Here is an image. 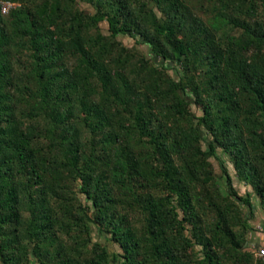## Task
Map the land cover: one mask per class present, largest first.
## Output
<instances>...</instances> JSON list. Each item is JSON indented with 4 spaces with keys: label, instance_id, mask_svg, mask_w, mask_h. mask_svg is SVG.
I'll list each match as a JSON object with an SVG mask.
<instances>
[{
    "label": "trees",
    "instance_id": "1",
    "mask_svg": "<svg viewBox=\"0 0 264 264\" xmlns=\"http://www.w3.org/2000/svg\"><path fill=\"white\" fill-rule=\"evenodd\" d=\"M209 2L0 0V264H264L208 160L264 212V0Z\"/></svg>",
    "mask_w": 264,
    "mask_h": 264
},
{
    "label": "rangeland",
    "instance_id": "2",
    "mask_svg": "<svg viewBox=\"0 0 264 264\" xmlns=\"http://www.w3.org/2000/svg\"><path fill=\"white\" fill-rule=\"evenodd\" d=\"M191 1L192 5L195 6V12L196 14L202 18L203 20L207 21L211 17L209 7H210V2L209 0H189ZM11 10V9H10ZM9 10V11H10ZM77 10L87 13V14H92L93 9L91 8L90 5H87L85 3L78 2L77 3ZM8 11V12H9ZM262 21V20H259ZM264 21V20H263ZM100 27V33L104 36H108V26L106 21H102L99 24ZM116 42L119 43L121 46H124L125 48L131 50L133 54H137L139 57L145 58V59H151L152 55L149 53V49L142 43H139L137 38H131L128 36H123V35H118L115 38ZM24 59V58H23ZM78 63L77 58L75 57H68L66 59V65L69 67H72ZM17 71L20 72L22 70V64L20 62L17 63ZM167 73L173 78V79H178L177 78V73L173 70H168ZM189 111L194 114V120L193 123H197V119L202 116V110L200 107L196 105H190L189 106ZM201 131L203 134V137L205 138L206 141L211 140V136L209 134H206L205 128L201 125ZM203 148H205L204 142H202ZM209 162L212 166L213 174L218 178L221 176V167L220 163L224 164L227 169L229 174L231 175L232 178V186L234 190L237 192L239 196H244L246 193H250L251 195V203L254 206V213H253V218H251L248 223L251 226V231H249L246 234V239L247 243H252V242H259L264 238V212L260 209L259 206V200L258 197L256 196L255 192L252 190L250 186L245 185L243 182H239L235 173V170L233 168V165L230 161L229 156L223 152L221 148L216 149V154L214 156L209 157ZM79 183V181H78ZM78 183H73L71 185L72 188V197L73 200L78 201L80 203H84V196L78 193L77 189V184ZM243 213H245L248 217H251L252 215L249 213L247 208H243ZM99 241L101 244H106V241L104 239H98L96 238V231L94 228L92 229V234H91V242H96ZM195 250H199L198 247H195ZM115 251L120 252V249L118 246H115Z\"/></svg>",
    "mask_w": 264,
    "mask_h": 264
},
{
    "label": "built area",
    "instance_id": "3",
    "mask_svg": "<svg viewBox=\"0 0 264 264\" xmlns=\"http://www.w3.org/2000/svg\"><path fill=\"white\" fill-rule=\"evenodd\" d=\"M14 7V4L11 3H3L1 6V13L2 14H7L8 11ZM255 256L257 257V259L261 260L262 262H264V240L261 244V246H259L258 248L255 249Z\"/></svg>",
    "mask_w": 264,
    "mask_h": 264
},
{
    "label": "crops",
    "instance_id": "4",
    "mask_svg": "<svg viewBox=\"0 0 264 264\" xmlns=\"http://www.w3.org/2000/svg\"><path fill=\"white\" fill-rule=\"evenodd\" d=\"M263 240H264V238L261 241H259V242L248 243L247 244V247L255 250L256 248H258L259 246H261Z\"/></svg>",
    "mask_w": 264,
    "mask_h": 264
}]
</instances>
